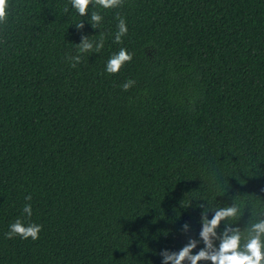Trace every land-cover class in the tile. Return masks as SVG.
<instances>
[{"label":"trees","instance_id":"obj_1","mask_svg":"<svg viewBox=\"0 0 264 264\" xmlns=\"http://www.w3.org/2000/svg\"><path fill=\"white\" fill-rule=\"evenodd\" d=\"M88 12L9 0L0 24V264H162V250L199 239L201 205L236 203L217 231L246 235L264 216V0ZM101 34L103 49L73 68L81 37ZM122 47L132 61L108 74ZM17 219L42 225L39 239H7Z\"/></svg>","mask_w":264,"mask_h":264},{"label":"clouds","instance_id":"obj_2","mask_svg":"<svg viewBox=\"0 0 264 264\" xmlns=\"http://www.w3.org/2000/svg\"><path fill=\"white\" fill-rule=\"evenodd\" d=\"M73 8L76 9L80 16H88V8L90 4L97 5L104 9L118 8L123 5V0H70ZM9 0H0V24H4L8 17ZM68 9L65 8V12ZM118 18L117 32L115 34V42L122 43V37L127 35L128 28L126 20L122 17ZM103 17L99 12L90 14L91 26L97 28L102 22ZM78 29H83L84 23L81 21L76 25ZM104 47V37L101 34L100 40L92 41L88 36H82L81 42L78 44V55L70 57L73 61L72 67H76L81 62V55L86 52L99 53ZM133 54L126 48H120L117 53H114L106 63L105 71L108 74L119 73L122 67L131 62ZM135 80L129 79L123 85L122 89L128 91L135 85ZM31 201V196L25 197ZM204 210L201 213L200 223L201 230L199 231V239L189 238L188 242L179 251L162 250V264H201V262H210V264H264V216L250 223L242 233L239 227H233L232 224L224 223L222 232L218 233L221 223L229 218H236L240 215L241 209L236 203L228 206L218 207L212 211ZM23 212L31 217L32 206L30 203L24 205ZM213 215L209 219L208 213ZM190 226L185 223L182 225V230L187 233ZM43 226L33 222L24 223L17 219L9 226V231L5 233L7 239H12L19 236L27 240L31 238L33 241L39 239V234ZM203 242L204 247L200 248L193 254L194 249L200 242ZM218 246H217V243ZM243 241V242H242Z\"/></svg>","mask_w":264,"mask_h":264}]
</instances>
